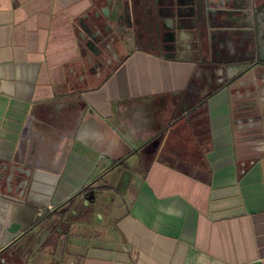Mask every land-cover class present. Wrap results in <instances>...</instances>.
Listing matches in <instances>:
<instances>
[{"label": "crops", "instance_id": "crops-1", "mask_svg": "<svg viewBox=\"0 0 264 264\" xmlns=\"http://www.w3.org/2000/svg\"><path fill=\"white\" fill-rule=\"evenodd\" d=\"M0 264H264V0H0Z\"/></svg>", "mask_w": 264, "mask_h": 264}]
</instances>
